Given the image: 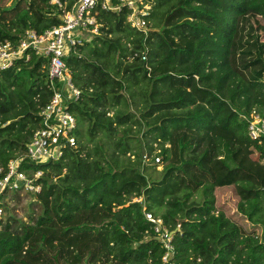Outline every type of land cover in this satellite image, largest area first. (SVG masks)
Segmentation results:
<instances>
[{"label": "trees", "instance_id": "obj_1", "mask_svg": "<svg viewBox=\"0 0 264 264\" xmlns=\"http://www.w3.org/2000/svg\"><path fill=\"white\" fill-rule=\"evenodd\" d=\"M147 1L146 32L128 8H99V34L66 55L76 144L24 165L43 170L28 192L38 210L0 218V264H165L147 211L180 224L175 264H264V135L241 117H264V0ZM61 21L50 0H0V41ZM47 65L32 55L0 71V166L41 123Z\"/></svg>", "mask_w": 264, "mask_h": 264}, {"label": "built area", "instance_id": "obj_2", "mask_svg": "<svg viewBox=\"0 0 264 264\" xmlns=\"http://www.w3.org/2000/svg\"><path fill=\"white\" fill-rule=\"evenodd\" d=\"M50 2L56 3L61 10L60 24L42 32L27 28L15 40L0 41V71L13 66L17 60H29L32 55L44 56L48 60V80L52 90L49 101L40 110L41 123L34 130L25 151L11 158L5 166H0V203H6L13 192L26 194L40 190L41 185L37 180L43 175V170H28L25 164L56 160L64 154L65 149L75 146L77 119L69 105L80 97L81 90L73 82L66 55L72 51L78 53L79 45L99 34L100 24L96 19L98 9L121 11L126 7L129 10L127 21L132 27L144 32L149 28L146 16L151 4L147 0H74L69 8L66 0ZM241 117L248 122L251 138L259 139L264 135V117L256 110L249 115L241 114ZM160 162L159 155H155L154 160L146 153L143 155V163L159 165ZM140 200V196L133 198V201ZM3 213V205L0 204V218ZM144 214L153 224L156 237L166 248L162 261L175 264L171 260L174 253L172 241L180 224L175 230H170L160 216L148 211Z\"/></svg>", "mask_w": 264, "mask_h": 264}, {"label": "rangeland", "instance_id": "obj_3", "mask_svg": "<svg viewBox=\"0 0 264 264\" xmlns=\"http://www.w3.org/2000/svg\"><path fill=\"white\" fill-rule=\"evenodd\" d=\"M135 111V110H134ZM139 116V114H138ZM123 135L122 129L119 128L118 130V136ZM117 136V137H118ZM135 140L133 141L134 143H136V138H134ZM92 144L89 143V146H91ZM158 145V144H157ZM165 146H169V144L167 143ZM134 151H132L131 153H127V156H129L131 159H135V156L132 154ZM143 153H146L145 150H143ZM147 174L149 176V172H151L154 176H159L160 174V170L163 167V161L161 160V163L157 166H147ZM153 167L155 169H153ZM222 201L226 203L227 201V197H223ZM229 204V203H227ZM6 205L8 207L7 210H4V213L2 215V217L6 218L8 216L13 217V218H18L21 220L26 221L29 217V215H33L34 213L37 212L38 210V206L36 204V199L32 194H19V193H15L13 192L9 199L6 200ZM13 221V220H11Z\"/></svg>", "mask_w": 264, "mask_h": 264}]
</instances>
